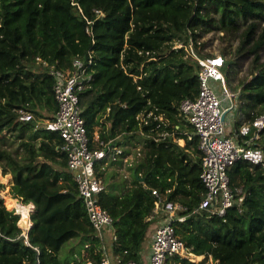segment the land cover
<instances>
[{"label": "trees", "instance_id": "trees-1", "mask_svg": "<svg viewBox=\"0 0 264 264\" xmlns=\"http://www.w3.org/2000/svg\"><path fill=\"white\" fill-rule=\"evenodd\" d=\"M211 32L239 42L231 57L226 48L221 54L228 86L238 58H251L237 91L239 125L253 122L264 115V0H0V174L13 177L8 205L15 199L35 205L24 233L0 196V264H101L102 243L67 172L63 139L40 122L58 110L44 62L66 70L76 58L92 75L80 93L90 148L110 152L115 143L123 155L140 148L128 166L131 181L113 170L117 160L95 167L105 183L99 202L113 218L110 252L120 264L140 260L156 226L154 189L186 207L176 232L203 257L175 255L170 264H264V165L241 160L230 168L243 200L224 216L199 209L202 153L197 136L187 139L194 128L179 106L200 88V65L185 46L192 40L195 51L213 56L201 41ZM19 109L34 118L21 120ZM258 135L253 146L264 149V128ZM5 188L0 179V192ZM70 242L65 252L72 261L61 258Z\"/></svg>", "mask_w": 264, "mask_h": 264}, {"label": "built area", "instance_id": "built-area-1", "mask_svg": "<svg viewBox=\"0 0 264 264\" xmlns=\"http://www.w3.org/2000/svg\"><path fill=\"white\" fill-rule=\"evenodd\" d=\"M95 12L97 15H103L99 9H95ZM182 46L178 44L174 47ZM185 49L200 65V88L197 97L186 98L179 106L180 116L194 128V134L198 137V148L202 153L200 178L206 190L199 209L224 216L230 207L243 200L242 190L231 186L230 168L241 160L264 165V149L253 146L254 141L260 137L258 131L264 128V115L256 117L253 122L241 125L234 135H230L227 132L226 116L235 109L240 92L233 91L227 84L222 70L225 58L221 54L205 56L198 53L193 48L192 40ZM44 65L54 79L53 91L58 104L54 118L45 121L44 127L59 133L63 139L61 148L67 158V172L76 183L94 236L102 243L101 264H112L104 231L112 229L113 218L99 202L98 196L105 189V183L96 175L95 167L97 162L108 156L115 158L123 155L124 149L115 143L110 146V152L107 149L90 148V139L80 106V93L90 88L92 80L86 62L76 58L72 66L66 70L45 62ZM216 82H219L222 95L217 91ZM18 112L21 120L30 121L34 118L32 113L24 109H19ZM225 112L226 116L222 119ZM159 119L162 120V117L159 116ZM252 130L256 131V135L250 136ZM101 144L104 145L103 142ZM236 191L240 194L239 198L236 197ZM152 193L156 198L153 218L159 219V225L153 235L148 264H170V258L175 255L192 261L200 259V256L191 252L176 232V223L186 219V215L180 214L186 207L179 202L166 200L157 189ZM21 205L26 208V218L35 211L33 203L21 202ZM15 208L16 214L23 217L16 206ZM31 224L32 222L29 226ZM86 264L94 263L88 260ZM125 264L143 263L140 260H130Z\"/></svg>", "mask_w": 264, "mask_h": 264}, {"label": "rangeland", "instance_id": "rangeland-1", "mask_svg": "<svg viewBox=\"0 0 264 264\" xmlns=\"http://www.w3.org/2000/svg\"><path fill=\"white\" fill-rule=\"evenodd\" d=\"M202 43H205L204 49L203 51L208 54V55H216V54H222L223 55V49L226 48L228 50H231V53H228L226 56L227 58L231 57L234 53V50L236 49V47L238 46V40L237 39H230L229 37L226 36H222L221 33H214L211 32L209 34H207L206 36H204L201 39ZM202 46V45H201ZM262 54L264 55V50L262 52ZM238 62H239V66H238V70L236 72V74L234 75V79L232 80L231 83H229V88H231L233 91H237L239 90V84L240 81L244 80L247 76H248V67L250 65L251 62V58L250 57H246V58H242L239 57L238 58ZM224 74L226 75V71H225V67L222 68ZM217 86V91L219 93V95H222V90L221 87L219 85V82L215 83ZM240 101L239 99L236 100V107L235 109L231 110L230 112H228L227 116H226V120H227V131H230L233 128H236V126L239 125V122L241 120V113H240ZM41 123H44L45 121H40ZM254 130V129H253ZM120 160V156L118 157ZM110 163V162H109ZM113 167L110 166V169H112ZM113 170L118 171L121 175H123L127 181H131L130 178V171L128 170L127 167H122V166H116L114 167ZM112 171V170H111ZM0 179L3 183L6 184V188L0 192V196L4 199V203L7 207V209L9 210H13L15 208V206L11 207L10 205L7 204V200L6 198H12L11 194H10V189L11 186L13 184V177L10 176H6V175H1L0 174ZM9 200V199H8ZM17 202L21 203L19 199H15ZM23 215V213H21ZM27 214V212H26ZM20 216V215H19ZM31 222V217L28 218H23L20 216V220L18 222L19 227H21L23 229L24 232L28 231L29 225ZM104 235H105V239H106V243L108 245V247L110 248V244L112 242V230H105L104 231ZM73 241H76L75 239ZM148 242V237L144 240L143 242V247L146 246ZM70 243H67L64 248L62 249L63 252H61V258H69L70 261H72L73 259V255L68 254L65 252V248H67ZM72 245V244H71ZM203 257H201L200 259H202ZM110 259L114 262V258L112 256V253L110 255ZM208 264H214L211 260L208 261Z\"/></svg>", "mask_w": 264, "mask_h": 264}, {"label": "crops", "instance_id": "crops-1", "mask_svg": "<svg viewBox=\"0 0 264 264\" xmlns=\"http://www.w3.org/2000/svg\"><path fill=\"white\" fill-rule=\"evenodd\" d=\"M241 113V112H240ZM241 116H242V114H241ZM163 119V118H162ZM185 119V118H184ZM245 123H248V122H242L240 125H238V126H236V128H233V129H231L230 131H227L230 135H234L235 134V131L237 130V129H239L240 128V126L241 125H243V124H245ZM185 132H187L186 133V135H187V139H189V140H192V138L194 137V136H196L195 134H194V131H192V132H189V131H185ZM252 135H256V131H251V133H250V136H252ZM178 144L179 145H181V146H184L185 144H186V138H179L178 139ZM122 147V146H121ZM123 148V147H122ZM124 149V148H123ZM190 149L192 150L193 149V147H192V144H191V147H190ZM139 150H140V148L139 147H136V146H134L133 145V147L131 148V152L130 153H128V154H126V155H118L117 157H115V158H113L112 156H108L106 159H105V165L107 164V163H109V160H117V161H119V162H121V163H119V164H117V166H122V167H127L128 168V166H129V163L131 162V161H134L135 160V158H136V155L138 154V153H140L139 152ZM132 151H133V153H132ZM120 156V160H119V157ZM110 164V163H109ZM116 166V165H115ZM130 178H131V180H132V176H131V174H130ZM155 220H156V226H155V228L154 229H152L151 230V234L148 236V242H147V244H146V246L145 247H143L142 246V248H141V258H140V261H141V263H143V264H148V262H149V257H150V253H151V245H152V240H153V235H154V233H155V230H156V228L158 227V225H159V219L156 217V218H154ZM27 228H30V226L29 227H27ZM24 233H26V232H24ZM113 233H112V240H113ZM113 242V241H112ZM112 242H111V244H110V248H109V250H108V253H109V257H110V255H111V252H110V249H111V245H112ZM113 256V255H112ZM199 257V256H198ZM201 257V256H200ZM113 258H114V262L111 260V262H112V264H120V261L118 260V258H116V257H114L113 256ZM197 260H200V259H197Z\"/></svg>", "mask_w": 264, "mask_h": 264}, {"label": "bare ground", "instance_id": "bare-ground-1", "mask_svg": "<svg viewBox=\"0 0 264 264\" xmlns=\"http://www.w3.org/2000/svg\"><path fill=\"white\" fill-rule=\"evenodd\" d=\"M21 202V201H20ZM9 205L10 206H16L17 207V209H18V211L20 212V213H23V218H25L26 219V208L25 207H23L22 205H21V203H19V202H17L16 200L14 201V202H12V201H9Z\"/></svg>", "mask_w": 264, "mask_h": 264}, {"label": "water", "instance_id": "water-1", "mask_svg": "<svg viewBox=\"0 0 264 264\" xmlns=\"http://www.w3.org/2000/svg\"><path fill=\"white\" fill-rule=\"evenodd\" d=\"M226 113H227V112H225V113L222 115V119H224V118H225V116H226Z\"/></svg>", "mask_w": 264, "mask_h": 264}]
</instances>
